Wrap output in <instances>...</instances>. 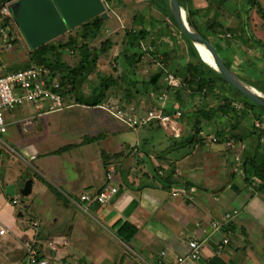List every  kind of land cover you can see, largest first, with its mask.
<instances>
[{"label": "crops", "instance_id": "crops-1", "mask_svg": "<svg viewBox=\"0 0 264 264\" xmlns=\"http://www.w3.org/2000/svg\"><path fill=\"white\" fill-rule=\"evenodd\" d=\"M221 1L192 0V6L211 18ZM154 41L159 49L164 44L157 37ZM168 42L162 52L169 57L151 54V64L160 68L157 74L174 75L170 73L190 62L183 57L184 65L173 70L177 46L190 43L183 34L181 40ZM172 43L176 48H169ZM167 59L170 65H162ZM69 104L57 111L28 104L5 112L9 129L4 136L9 135L12 146L0 137L5 145L0 149V236L8 255L23 249L30 264L25 243L35 241L48 264H114L122 254L120 264H178L191 252L189 244L199 241L201 258L184 264H264V191L244 170L251 150H244L247 155L238 165L234 159L241 152L234 150H193L189 155L184 150H123L141 144L139 128L115 116L121 108L118 99L107 97L97 107L73 100ZM142 141L144 146L153 140ZM112 170L119 190L115 197L106 204L83 202L82 195L99 194L107 186ZM166 179L171 189L161 181ZM10 186L14 196L7 193ZM175 190L185 193L175 195ZM14 200L23 204V212L9 209L18 205ZM25 216L30 223L23 222ZM33 222L39 223L37 230ZM125 223L138 230L128 243L119 236Z\"/></svg>", "mask_w": 264, "mask_h": 264}, {"label": "rangeland", "instance_id": "rangeland-1", "mask_svg": "<svg viewBox=\"0 0 264 264\" xmlns=\"http://www.w3.org/2000/svg\"><path fill=\"white\" fill-rule=\"evenodd\" d=\"M250 1L251 0H236V2L234 0L221 1L222 3L218 5L216 4L217 9L219 8V10L213 12L211 18L216 19L223 28L219 29L218 33L214 36L210 35L204 28H201V30L214 45H219L228 52V56L234 60L233 63L236 73L242 80L244 79L243 81L246 84L248 83L247 81L253 82L260 79H262L260 82L264 84V47L256 46L252 43L253 41H250V35H253L258 40L260 39L264 41V22H262L256 14L257 8H259V6H264V0H257L255 4ZM103 3L107 14V24L104 29V35L98 41L90 44L92 54H96L98 58L97 69L84 83L83 91L86 96H90L94 87L100 84L101 78L112 77L115 79V83L107 93L108 98L118 99L120 101V109H122L124 114H127V112H129L134 106H137L138 113L144 115L153 106V100L158 101L159 96L162 93L157 92L152 99H150L147 96L138 93L137 89L129 86L127 79L138 80L140 82L139 88L143 89L141 88L142 81L150 80L152 75L157 74L160 69H157L159 67L156 66L157 64H154V67L153 64H151L153 60L151 52L152 50H157L154 39L157 37L164 43L161 44L160 47V51H162L166 48L164 47L165 44L171 43L168 41L173 42L178 39L181 40L182 33L174 23L157 11L146 0H114L111 4H108L105 1H103ZM206 15L207 14L203 13L200 14L201 23L205 22ZM246 25L249 26L248 28L250 29V32ZM243 28H246L247 32L243 31ZM14 29L17 32L16 34L18 35L19 40L14 43L13 48L8 53H0V64L6 72L22 69L26 66L25 63L29 60L30 49L20 31H18L19 29L17 27H14ZM142 30H145L147 34L146 39L141 41L140 51L137 52L138 57L142 56V62L136 67H129L123 56L120 61H116L115 58L118 57L117 55L122 49L125 48V50H129L126 46V43L128 42L127 33L130 31L140 32ZM69 33L73 35L79 34V38H81V30L77 29L61 36L59 40L65 41L68 39V36L70 35ZM107 40H110L115 44V47L113 48L115 52L113 49L106 53L101 52L102 44ZM172 44L173 45L169 48H176V45L174 43ZM176 49L175 50L178 51V56L175 58H177L176 61L178 63L172 62L174 64L172 67L173 70L184 65L183 57L190 62L193 60V58L188 56L190 49L185 42H183L182 45L177 46ZM128 54L129 56L134 55L133 52ZM53 59L55 60V58ZM81 59L82 54L79 51H65L62 55L63 62L72 68L77 67ZM163 64L170 65L169 59L163 61L162 65ZM126 68H129L127 74L129 77L124 80L122 76L126 74ZM202 70L208 71L207 69ZM170 74L174 73L172 72ZM181 75L182 73L176 77L179 79L176 82L178 83L180 81V84L182 82ZM167 76L168 74L166 72L159 80L161 87H168V84L166 83ZM225 88L227 87L225 86ZM129 92L132 93L131 96L129 95ZM183 98L189 104V107L184 109L185 111L182 110L183 116L180 120V137H174L170 131L165 130L158 124H150L145 128L137 129L136 133H138L141 145H137L136 148L125 147L123 150H169L174 142L173 138H178L177 141L180 142L181 138L192 133L195 120L193 113L199 110L202 106H206L207 109L214 108V110H217L222 103V95L219 92L202 100L199 97L191 99L189 93H185ZM167 103L174 106L169 99L167 100ZM235 107L239 115H242L244 112L250 113L247 117H242L240 121H236L218 110V114L214 121H204V129L200 135L204 144L196 145L194 150H234L235 154L241 152L239 160L237 161L234 159V165L243 163L247 155L244 154V150H251L253 153L251 156L255 155V150H260L257 151L260 156L264 154V137L261 136V130H264V108L260 107L255 109V111H249L245 107L244 101L241 97H237ZM257 114L260 116V119ZM236 123L238 129L234 132V135L245 136L250 134L254 131L253 125L256 127V134L247 138L244 142H238L231 135V127ZM146 128H151L153 131L144 130ZM20 131L21 134H23V129H20ZM125 131H127V129ZM217 132H222L226 138H230V141L221 144L216 143L218 140ZM8 137L9 135L4 136L3 140L6 141L9 146H12L10 145V142H8ZM144 138L153 141H149V144L143 146L144 142L142 140ZM4 148L5 145L0 142V149ZM171 154V157L173 158L178 156V153L173 151ZM3 157L5 160V156ZM225 162L228 163L227 160H225ZM9 209L16 211V213L25 210L21 202L17 206L10 205ZM29 221V216H25L23 222L27 224ZM19 250V252L17 251L14 254L8 255L5 252V238L0 236V264H29L28 259L23 255V249ZM121 256L124 255H120V257H117V255L115 256L117 257V260L114 264L121 263ZM123 263L128 264V261Z\"/></svg>", "mask_w": 264, "mask_h": 264}, {"label": "trees", "instance_id": "trees-1", "mask_svg": "<svg viewBox=\"0 0 264 264\" xmlns=\"http://www.w3.org/2000/svg\"><path fill=\"white\" fill-rule=\"evenodd\" d=\"M18 0H0V4L13 2ZM108 4H111L114 0H104ZM151 6H153L157 11L162 13L166 18H168L172 23L178 27L176 20L173 16L170 0H146ZM257 0H251L250 2L255 4ZM181 3L187 13L188 19L191 25L199 31L206 39V35L202 32L201 28H204L210 35L214 36L218 33L219 29L223 26L216 21V19L209 18L207 15L205 17V22L201 23L200 12L193 8L192 0H181ZM258 14L264 22V8L259 6ZM107 19L103 16H98L93 20L83 24L82 26L74 29L81 30V38L79 34L73 35L69 33L68 39L65 41L56 39L59 41L50 42L36 50H30L29 60L26 63L25 68L30 67L33 64L45 66L50 69L53 75L62 74L60 78V93L66 97H69L70 100H73L75 103L87 107H97L101 105L108 97L107 93L110 90L111 86L115 83V79L112 77L101 78L100 84L94 87L90 96H86L83 91L84 83L94 74L97 69L98 58L96 54H92L90 49V44L92 42L98 41L104 35L105 24ZM247 29H249L248 25ZM179 29V27H178ZM71 30L69 32H73ZM231 31V30H228ZM243 31H246V28H243ZM250 32V29L248 30ZM128 42L126 46L129 50L122 49L116 61H120L121 58H125L126 63L129 67H136L139 63L142 62V56L138 57L137 52L140 51L141 41L146 39V31L142 30L140 32L130 31L127 33ZM139 35V36H138ZM138 36V37H137ZM250 41L259 47H264V41L256 39L253 35H250ZM209 40V39H208ZM190 43V42H189ZM158 46V45H156ZM115 47V44L107 40L102 44L101 52L106 53L112 50ZM191 58L195 59L197 63L188 62L184 65L183 69L174 71L173 73L179 75L182 73V82L180 87H161L159 86V80L163 76V71L161 70L158 74L152 76L148 81H142L141 88H139V81L127 79L129 76V68L125 71V75L122 78L128 80L129 86L137 89L138 93H141L148 98L152 97L157 93H167L168 99L174 106L168 104L167 111H172L184 109L189 107V104L183 98L185 93H189V97L194 99L199 97L201 100L208 98L210 95H215L219 92L222 95V103L217 110L214 108H208L202 106L199 110L193 113L194 116V126L193 131L186 137L181 138V141L178 142L177 139H174L173 144L170 146L169 150H184V155H189L194 150V147L198 144H204L203 139L200 137L204 129V121L212 122L214 121L218 110L222 111L224 115L230 117L233 120L240 121L242 117H247L250 112H244L242 115L237 113L235 102L237 97H241L244 101L245 107L249 111H255V109L260 108L253 101L242 95L235 88L229 85L223 78V76L214 70L212 67L204 63L196 49L189 44ZM65 51L76 52L79 51L82 54V59L77 67L72 68L68 64L64 63L62 60V55ZM130 51V52H129ZM100 52V53H101ZM134 53L133 56H129L128 53ZM164 53L166 57H169L170 53L167 51L162 52L157 48L156 52H151L153 56ZM123 56V57H122ZM55 58V60L53 59ZM157 58V57H156ZM168 67V66H167ZM202 69H207L204 71ZM264 79V78H263ZM244 80V79H243ZM262 80V79H260ZM256 80L253 82L247 81L250 86L257 89L259 92L264 93V84ZM225 86L227 88H225ZM131 96L132 93L129 92ZM154 102V101H153ZM258 118L260 116L257 114ZM254 131L248 135L236 136L234 132L238 129L237 123L231 127V135L238 142H244L247 138L256 134V127L253 125ZM218 140L216 143L221 144L229 142L230 138H226L222 132H217ZM261 136L264 137V130H261ZM262 154V153H261ZM183 155V154H181ZM244 170L252 179H258L260 181V187L258 190L264 191V154L256 153L249 159H246L244 162ZM167 189H171L173 184L169 179L161 180ZM137 228L130 223H125L121 225L119 229V236L125 241L130 242L137 235Z\"/></svg>", "mask_w": 264, "mask_h": 264}, {"label": "built area", "instance_id": "built-area-1", "mask_svg": "<svg viewBox=\"0 0 264 264\" xmlns=\"http://www.w3.org/2000/svg\"><path fill=\"white\" fill-rule=\"evenodd\" d=\"M15 3L8 2L0 4V53H8L18 41V35L14 27H17L12 14V5ZM18 28V27H17ZM19 31V30H18ZM60 76L62 74L53 75L49 68L41 65L33 64L28 68L23 67L16 71L5 72L0 64V137L7 134L9 126L5 118V112L15 108L23 107L28 104L37 109H42L45 105L49 111H57L67 108L69 97L60 93ZM179 79L173 75H168L166 83L171 87H180ZM168 95L163 92L158 101L153 104L146 114L140 115L138 108L133 107L127 114H124L119 107L115 110V116L132 128H143L150 124H158L165 130L170 131L174 137H180L181 128L180 120L183 113L180 109L167 111ZM109 110L110 106H103ZM126 116V117H125ZM30 121H26L29 125ZM1 162V160H0ZM115 171L112 170L108 175L107 186L99 193L93 196L84 194L81 196L83 202L97 201L101 204L110 202L118 193V188L114 186ZM185 193L184 190H175L174 194L179 195ZM15 205L18 200H14ZM237 214H228L226 220H231ZM221 224L215 226L220 227ZM32 226L35 230L38 229L39 223L33 222ZM5 233L4 230L1 234ZM224 243H228L227 240ZM191 252L178 259V264H184L186 261H197L202 255V243L192 241L190 244ZM25 248L28 253L30 264H48L47 260L43 259L40 250L36 246V242H26Z\"/></svg>", "mask_w": 264, "mask_h": 264}, {"label": "water", "instance_id": "water-1", "mask_svg": "<svg viewBox=\"0 0 264 264\" xmlns=\"http://www.w3.org/2000/svg\"><path fill=\"white\" fill-rule=\"evenodd\" d=\"M176 23L188 42L196 49L201 60L206 63L198 45L205 46L216 63L214 70L242 95L264 108V94L252 91L236 73L233 62L227 54L206 39L190 23L181 0H170ZM102 0H18L12 5L15 23L32 50H36L67 34L98 16L107 17ZM258 92V93H257ZM7 193L15 195L14 186ZM28 193L27 187L23 195Z\"/></svg>", "mask_w": 264, "mask_h": 264}, {"label": "bare ground", "instance_id": "bare-ground-1", "mask_svg": "<svg viewBox=\"0 0 264 264\" xmlns=\"http://www.w3.org/2000/svg\"><path fill=\"white\" fill-rule=\"evenodd\" d=\"M198 48H199V50L201 51V53H202V56L205 58V60H206V63L207 64H209L210 66H212L213 68H216V63H215V61L213 60V57L211 56V54H210V52L208 51V49L205 47V46H203V45H198ZM251 88V90L252 91H254V92H256V90H255V88L254 87H252V86H250ZM258 93V92H257Z\"/></svg>", "mask_w": 264, "mask_h": 264}]
</instances>
